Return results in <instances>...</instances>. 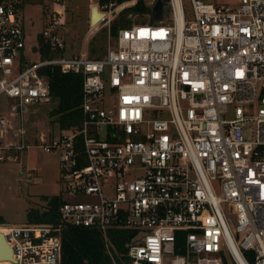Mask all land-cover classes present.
I'll list each match as a JSON object with an SVG mask.
<instances>
[{
	"label": "built area",
	"instance_id": "2783aa9c",
	"mask_svg": "<svg viewBox=\"0 0 264 264\" xmlns=\"http://www.w3.org/2000/svg\"><path fill=\"white\" fill-rule=\"evenodd\" d=\"M90 1L98 30L139 0ZM189 2L193 21L167 0L166 17L120 28L101 58L67 53L54 2L37 61L24 0H0V163L30 147L26 109L53 101L43 71L82 79L79 125L34 143L59 153L60 223L0 224L1 264H60L67 225L99 232L113 264V230L134 232L131 264H264V0Z\"/></svg>",
	"mask_w": 264,
	"mask_h": 264
},
{
	"label": "rangeland",
	"instance_id": "374dc122",
	"mask_svg": "<svg viewBox=\"0 0 264 264\" xmlns=\"http://www.w3.org/2000/svg\"><path fill=\"white\" fill-rule=\"evenodd\" d=\"M61 0H24L26 16V56L31 60H40L39 54H31L33 47L39 48L36 36L42 31L43 23L53 12L54 2ZM64 13L61 15V32L66 43L67 53H87L89 56L103 57L110 47L115 45V37L110 35V25L95 30L90 25V0H62ZM186 21H193L189 0H183ZM219 5H232L235 0H207ZM95 6V5H94ZM133 21H145L146 18L132 15ZM147 22V21H145ZM55 107L52 101L28 107L26 109V129L30 147L22 154H12L10 160L0 163V216L6 225L26 223L29 208L43 210L46 203L42 196L57 195L60 191L58 156L59 153H44L34 143L41 133L54 135L59 127L50 111ZM0 111L6 113L4 101L0 100ZM3 260H0V263Z\"/></svg>",
	"mask_w": 264,
	"mask_h": 264
},
{
	"label": "trees",
	"instance_id": "16d2710c",
	"mask_svg": "<svg viewBox=\"0 0 264 264\" xmlns=\"http://www.w3.org/2000/svg\"><path fill=\"white\" fill-rule=\"evenodd\" d=\"M131 0H100L101 3L111 2L120 5ZM163 17L168 15L167 0H162ZM132 15L146 18L153 24L152 8L144 0H139L133 7L125 9L110 26V35L117 36L120 28L130 27ZM104 17V14H103ZM102 17V18H103ZM41 41V38H39ZM52 55V53H51ZM43 57L50 56L47 45L43 47ZM43 72L49 83L50 93L55 107L50 111L59 130H69L77 127L81 121L80 103L82 94V79L79 75L62 74L58 68H48ZM46 203L43 210L29 208L26 213L27 223L58 225L59 207L63 203L61 195L42 196ZM4 221L0 216V224ZM134 232L127 230H113L109 232L110 241L115 249V264H131L126 256L127 243L132 239ZM251 261V260H250ZM60 264H113L106 253L105 244L99 232L94 229L64 226L61 231V263Z\"/></svg>",
	"mask_w": 264,
	"mask_h": 264
},
{
	"label": "water",
	"instance_id": "95a60500",
	"mask_svg": "<svg viewBox=\"0 0 264 264\" xmlns=\"http://www.w3.org/2000/svg\"><path fill=\"white\" fill-rule=\"evenodd\" d=\"M92 14V13H91ZM90 25L92 26L93 16H90ZM152 18L154 21H160L162 18V0H157L155 5L152 7ZM105 24V20L99 24L102 26ZM0 260L6 261L11 260V250L7 245L4 237L0 234Z\"/></svg>",
	"mask_w": 264,
	"mask_h": 264
},
{
	"label": "bare ground",
	"instance_id": "6f19581e",
	"mask_svg": "<svg viewBox=\"0 0 264 264\" xmlns=\"http://www.w3.org/2000/svg\"><path fill=\"white\" fill-rule=\"evenodd\" d=\"M91 13H92L91 15L93 16L92 26L94 28V27L97 26V24L99 23V21L102 19L103 14L98 11V9H97L96 6H93L92 7Z\"/></svg>",
	"mask_w": 264,
	"mask_h": 264
},
{
	"label": "crops",
	"instance_id": "0c3cea01",
	"mask_svg": "<svg viewBox=\"0 0 264 264\" xmlns=\"http://www.w3.org/2000/svg\"><path fill=\"white\" fill-rule=\"evenodd\" d=\"M93 6H94V5L91 6L90 10H92V7H93ZM0 264H1V263H0Z\"/></svg>",
	"mask_w": 264,
	"mask_h": 264
}]
</instances>
